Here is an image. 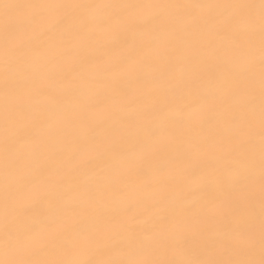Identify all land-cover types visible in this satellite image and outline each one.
I'll use <instances>...</instances> for the list:
<instances>
[{"label":"snow or ice","instance_id":"obj_1","mask_svg":"<svg viewBox=\"0 0 264 264\" xmlns=\"http://www.w3.org/2000/svg\"><path fill=\"white\" fill-rule=\"evenodd\" d=\"M0 264H264V0H0Z\"/></svg>","mask_w":264,"mask_h":264}]
</instances>
